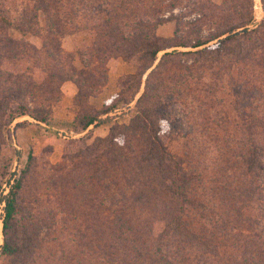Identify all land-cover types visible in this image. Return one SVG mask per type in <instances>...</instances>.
Here are the masks:
<instances>
[{
    "label": "trees",
    "instance_id": "obj_1",
    "mask_svg": "<svg viewBox=\"0 0 264 264\" xmlns=\"http://www.w3.org/2000/svg\"><path fill=\"white\" fill-rule=\"evenodd\" d=\"M26 2L11 18L0 0V143L17 118L47 125L65 82L77 90L71 131L110 127L89 145L73 141L46 177L35 176L31 152L18 173L7 159L0 264H264V16L252 27V0H224L217 10L191 0ZM169 22L173 35L158 36ZM83 31L93 39L77 69L60 38ZM26 37L44 39L38 48ZM110 58L137 70L121 82L125 95L95 109L89 99L104 87ZM139 93L128 123L113 122L109 114ZM218 95L232 98L246 161L233 149L237 166L209 179L159 132L175 104L191 99L210 111L223 103ZM233 118H202L199 131L227 133Z\"/></svg>",
    "mask_w": 264,
    "mask_h": 264
},
{
    "label": "rangeland",
    "instance_id": "obj_2",
    "mask_svg": "<svg viewBox=\"0 0 264 264\" xmlns=\"http://www.w3.org/2000/svg\"><path fill=\"white\" fill-rule=\"evenodd\" d=\"M26 1L27 0H3V5L10 11L11 18H13L15 12L20 11L22 5L27 3ZM223 1L224 0H191V2L197 6L203 3L209 6L212 5V10H217V7L221 8ZM181 10L185 11L184 8H178L173 11V14H178ZM192 14V17H194V15L197 16L196 13ZM252 15L254 21L252 27H254L262 21L264 16L260 0H252ZM41 23L43 24V22ZM174 29L175 23L169 22L158 28L157 35L164 38L171 37ZM207 29L208 28L204 27V30ZM11 33L13 34V31H11ZM203 33L207 32L203 31ZM14 36L18 37L19 34L15 33ZM43 39V37H26L25 40L39 48ZM92 39V34L88 31L69 35L66 34L60 38L61 49L64 53L73 55V65L77 69L82 68L79 58H81V55L91 44ZM162 54L163 52H160L158 58H160ZM136 65V62L133 60L125 61L121 58H110L107 62L108 73L106 83L94 97L89 99L90 105L95 109H101L102 107L110 105L111 101L118 96L121 97V95H125L124 92V94L121 92L123 90L121 82L125 77L136 72ZM149 71L150 70H148L147 73ZM146 74L143 77V81ZM227 77L228 76H224L219 86L223 85V81L226 80ZM205 79L210 80L208 76H206ZM142 89L143 88H141V91ZM76 91L75 85L71 82H65L61 85L60 99L53 106L47 125L38 123L30 117L25 116L15 119L9 130H7L6 135H4L5 133L3 131L4 141L0 143V168L6 163L7 159H11V165L8 167V170L10 173H18V171L25 166L27 156L29 152H31L34 157L31 168L32 170L34 169L35 176L39 173L40 176L46 177L49 174L50 166L64 161L65 153L71 151L73 141L81 140L85 145H89L93 139L107 136L110 127L109 124L98 128H93V126H91L86 131L80 133L71 131L69 124L73 121L74 112L76 111L72 104ZM139 95L140 93L135 95L133 100L128 103L118 104V108L109 114L111 118L114 119L113 122L128 123L129 119L134 115L136 99ZM126 98L128 100L131 99L129 93L126 94ZM218 98L223 99V103L205 112H203V108L192 103L191 99H185L181 104L172 106L167 116L164 117L160 123L159 135L168 150L180 157L188 167L200 171V173L204 174L209 179L216 177L214 173L226 176L231 169L237 166L235 157L233 156V149H235L234 151L236 153L238 152L236 157L243 155L240 158L241 162L244 163L246 161L245 151L243 148L240 149L239 147L241 135L240 133H236L235 130V126H237L238 129L242 123L238 116L233 118V110L229 107L232 98L223 95H218ZM214 100L216 99L214 98ZM224 116L233 118V126L229 128L227 132V139H224L222 136L227 135V133L224 132L205 134L199 131L202 118L217 123L220 117ZM16 123L21 124L15 127ZM217 133H220V135ZM2 179L3 178H0L1 184L4 181ZM2 186L4 195L7 193L8 188L5 184ZM210 187L211 184L209 182H204L201 192L205 197L213 199ZM212 202L215 205H219L220 203L219 200L215 199L212 200ZM254 206L256 205L254 204ZM261 210L259 215H261L260 217H264V207H262ZM1 243L2 241H0V244ZM230 252L234 251L231 249Z\"/></svg>",
    "mask_w": 264,
    "mask_h": 264
},
{
    "label": "built area",
    "instance_id": "obj_3",
    "mask_svg": "<svg viewBox=\"0 0 264 264\" xmlns=\"http://www.w3.org/2000/svg\"><path fill=\"white\" fill-rule=\"evenodd\" d=\"M3 204L0 205V225H1V222H2V217H3Z\"/></svg>",
    "mask_w": 264,
    "mask_h": 264
},
{
    "label": "clouds",
    "instance_id": "obj_4",
    "mask_svg": "<svg viewBox=\"0 0 264 264\" xmlns=\"http://www.w3.org/2000/svg\"><path fill=\"white\" fill-rule=\"evenodd\" d=\"M162 123H166V122H162Z\"/></svg>",
    "mask_w": 264,
    "mask_h": 264
}]
</instances>
